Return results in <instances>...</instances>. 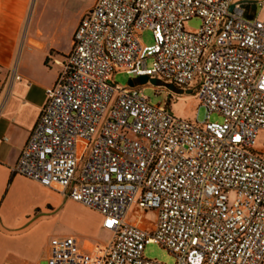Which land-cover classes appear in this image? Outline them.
<instances>
[{"label": "built area", "instance_id": "1", "mask_svg": "<svg viewBox=\"0 0 264 264\" xmlns=\"http://www.w3.org/2000/svg\"><path fill=\"white\" fill-rule=\"evenodd\" d=\"M241 1L98 0L85 15L14 174L99 212L113 239L100 260L54 239L48 264H163L148 244L176 264H264V0ZM143 76L195 93L206 120L151 104ZM137 209L157 212L153 233L130 223Z\"/></svg>", "mask_w": 264, "mask_h": 264}, {"label": "crops", "instance_id": "2", "mask_svg": "<svg viewBox=\"0 0 264 264\" xmlns=\"http://www.w3.org/2000/svg\"><path fill=\"white\" fill-rule=\"evenodd\" d=\"M48 1L0 0V264L48 263L51 241L66 237L100 260L113 239L99 212L67 198L57 186L14 174L47 104V90L57 83L75 33L98 0L68 25L48 13ZM74 208L99 218L93 234L62 232L64 220L75 219Z\"/></svg>", "mask_w": 264, "mask_h": 264}, {"label": "rangeland", "instance_id": "3", "mask_svg": "<svg viewBox=\"0 0 264 264\" xmlns=\"http://www.w3.org/2000/svg\"><path fill=\"white\" fill-rule=\"evenodd\" d=\"M239 0H235L237 2ZM261 1V0H252ZM92 0H49L47 4L48 13L64 20L66 25L75 23L83 10L91 4ZM260 17L264 18V9L259 10ZM202 26V21L199 18H194L186 25L187 30L191 32L197 31ZM141 40L144 44H152V34L150 32H144ZM152 65V62H149ZM112 81L117 85L125 87L129 85L132 79L125 71H120L112 76ZM139 88L143 89V94L150 100L151 104L157 105L167 102L168 108L177 116L183 119H190L191 121L198 120L200 123L204 122L207 117V109L199 107V104L195 98V93L191 95L180 94L178 89L174 92L170 91L168 86L162 84L159 80L158 85H152L150 83L142 85L139 83ZM213 121H222V117L217 114L211 116ZM86 148V142L84 140L79 141V154L82 155ZM256 152L264 156V130L259 132L255 146ZM74 220L65 219L62 224V232L75 233V234H93L96 225L99 223V218L90 212H85L74 208L72 211ZM130 223L149 232L153 233L157 226V212L143 210H135L130 217ZM101 239L105 238V235L98 236ZM145 258L153 261H158L163 264H176V257L171 254L167 249L158 244H148L145 247ZM48 264V263H44Z\"/></svg>", "mask_w": 264, "mask_h": 264}, {"label": "water", "instance_id": "4", "mask_svg": "<svg viewBox=\"0 0 264 264\" xmlns=\"http://www.w3.org/2000/svg\"><path fill=\"white\" fill-rule=\"evenodd\" d=\"M241 2H242V3H253V5H252V9H253V11L256 10V1H252V0H244V1H241ZM233 8H234V6H232L231 9H233ZM247 8H249V6H248ZM249 18H250V19H253L252 16H249ZM139 83L142 84V85H146V84L150 83V84L156 86V85L159 84V81H158L157 79H149V77H147V76H143V77H140V79H139ZM136 85H137L136 80H135V79H131L130 82H129V86L132 87V88H135ZM168 88H169V90L172 91V92H174L175 89H176V87H175L174 85H171V86H169ZM179 91H180L179 93L182 94V95H183V94H188V95H191V94H192L191 91H188V92H185L184 90H179Z\"/></svg>", "mask_w": 264, "mask_h": 264}]
</instances>
